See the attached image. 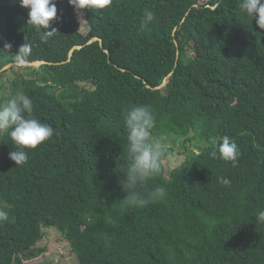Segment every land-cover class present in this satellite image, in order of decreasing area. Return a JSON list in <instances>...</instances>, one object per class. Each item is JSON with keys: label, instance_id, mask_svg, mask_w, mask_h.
I'll use <instances>...</instances> for the list:
<instances>
[{"label": "trees", "instance_id": "16d2710c", "mask_svg": "<svg viewBox=\"0 0 264 264\" xmlns=\"http://www.w3.org/2000/svg\"><path fill=\"white\" fill-rule=\"evenodd\" d=\"M56 4L57 18L37 30L19 0H0V47L12 45L0 49V69L25 42L28 61L52 62L0 73L10 90L0 105L25 93L33 116L53 128L25 149L23 165L0 135V210L8 213L0 264L44 252L37 244L46 229L64 235L79 264H264V224L255 221L264 210V25L243 0H111L80 10L87 29L68 0ZM145 9L155 19L142 26ZM133 105L151 109L154 143L206 141L186 165L168 169L163 154L145 190L166 194L143 206L126 202L119 183L128 163L123 113ZM225 135L239 146L235 165L210 155Z\"/></svg>", "mask_w": 264, "mask_h": 264}, {"label": "clouds", "instance_id": "9594fccd", "mask_svg": "<svg viewBox=\"0 0 264 264\" xmlns=\"http://www.w3.org/2000/svg\"><path fill=\"white\" fill-rule=\"evenodd\" d=\"M20 6L28 9L27 24L40 29H48L50 22L57 18L56 0H19ZM77 12L85 8H104L111 4V0H68ZM243 10L253 17L258 25H264V0H243ZM155 14L145 9L141 25L152 23ZM56 32L55 28L44 31L41 39H47ZM2 39V36H0ZM12 45L4 43L0 49L9 50ZM32 45L25 42L16 52L15 63L24 65L28 62ZM123 124L127 131V168L119 183L126 193L123 198L130 205L143 206L149 200L162 198L166 194L163 187H157L147 191V181L156 175L161 168L163 151L161 146L150 140L151 131L155 126V117L151 109L146 105H133L123 113ZM7 133L16 150L9 153V158L16 165L28 162L29 155L25 149H34L37 145L46 141L53 135V128L47 123L41 122L33 116V100L25 93H17L5 103L0 105V135ZM216 147L210 153L211 156L232 162H237L240 149L234 140L223 136L214 141ZM222 183L229 184L230 181L222 179ZM8 219V213L0 210V222ZM257 224H264V210L255 214Z\"/></svg>", "mask_w": 264, "mask_h": 264}, {"label": "rangeland", "instance_id": "374dc122", "mask_svg": "<svg viewBox=\"0 0 264 264\" xmlns=\"http://www.w3.org/2000/svg\"><path fill=\"white\" fill-rule=\"evenodd\" d=\"M207 1V0H205ZM81 19V28L87 29V23L83 13L79 11ZM9 75H4L0 79V101L5 95L10 93L9 87L4 86L1 80H5ZM7 84V83H6ZM83 86H90L91 83H82ZM0 136V140H1ZM155 143L161 146L163 154H165V164L168 169L178 165H186L192 156L199 154L201 149L206 145V141L194 140L190 135L185 141H178L176 145L172 144L171 138L163 136L158 138ZM46 235L37 247L45 248L44 252L26 259V264H79L77 254L72 250L71 243L56 229H46Z\"/></svg>", "mask_w": 264, "mask_h": 264}, {"label": "water", "instance_id": "95a60500", "mask_svg": "<svg viewBox=\"0 0 264 264\" xmlns=\"http://www.w3.org/2000/svg\"><path fill=\"white\" fill-rule=\"evenodd\" d=\"M175 33H176V32H174V34H175ZM96 40H100L101 43H102V45H103V40H102L101 38H99V37H94V38H92V39L90 40V42H91V41H96ZM175 42H176L177 45H179L177 39H175ZM82 47H83V45H76V46H74V47L71 49V51H70V54H69V60L72 59V57H73V55H74V52H75L77 49H81ZM47 63H52V62H48V61H46V60H37V61H28V62H27L26 64H24V65H18V64H16L15 61H14V62H11V63L5 65L4 67H2V68L0 69V73L4 72V71H6V70H9V69H11V68L14 67V66H32V67H40L41 65H43V64H47ZM167 83H168V77L164 80L163 84H162L161 86H158L157 88H161V87L165 86Z\"/></svg>", "mask_w": 264, "mask_h": 264}]
</instances>
